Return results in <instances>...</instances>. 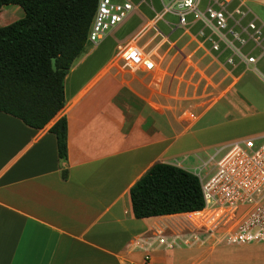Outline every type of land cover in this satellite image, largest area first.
I'll return each instance as SVG.
<instances>
[{
    "label": "crops",
    "instance_id": "obj_1",
    "mask_svg": "<svg viewBox=\"0 0 264 264\" xmlns=\"http://www.w3.org/2000/svg\"><path fill=\"white\" fill-rule=\"evenodd\" d=\"M24 17L20 7L6 6L0 28ZM174 18L172 34L184 31L187 46L194 44L202 53L200 63L209 61L206 68L193 60L183 70L179 62L168 68L154 60L155 70L140 71L143 76L128 84L113 72L102 74V68L80 81L66 96L65 109L43 130L0 112V264H206L176 261L175 251L185 248L177 222L194 213L139 220L131 202V189L155 164L180 167L177 154L198 152L182 144L200 134L203 118L216 105L235 110L233 88L200 116L193 115L200 107L189 97L196 75L205 77L200 79L205 86L219 79L212 84L219 88L237 78L240 68L233 70L224 58L217 64L190 33L197 29L176 30ZM168 42L157 43L158 59ZM84 54L67 75L65 95L71 73L89 59ZM62 119L68 125L65 162L50 132ZM233 142L217 149L215 159Z\"/></svg>",
    "mask_w": 264,
    "mask_h": 264
},
{
    "label": "rangeland",
    "instance_id": "obj_2",
    "mask_svg": "<svg viewBox=\"0 0 264 264\" xmlns=\"http://www.w3.org/2000/svg\"><path fill=\"white\" fill-rule=\"evenodd\" d=\"M131 1L138 9L121 26L112 31L101 44L87 45L84 56L88 55L89 59L77 68L76 73H71L70 80L66 82V96L71 95L72 90L80 84V81L87 79L102 68H104L102 74L113 72L126 84L133 79L137 82L136 79L142 77L143 73H132L125 69L123 62L118 58V53L127 47H140L154 64L155 61H165V66L168 68L178 66L179 62L183 70L189 60H193L200 67L206 68L209 65V61L200 63L202 53L198 52L196 45L187 46L188 39L184 31L172 34L176 20L172 15H166V8L171 6L174 0ZM230 1L227 10L235 20L239 21L241 18V15L235 14L236 10H240L246 14V18L242 21L243 24L250 19H256L264 31V0ZM209 4L211 0H203V6ZM158 32L161 35L157 36L160 37L159 39L155 37ZM196 32L193 30L190 33L197 36L198 32ZM162 40L170 43H166L158 52L161 56L158 59L155 55V48ZM177 49L183 51L185 55L177 54ZM257 68L258 73H255L247 71L245 66L241 67L234 74L237 78L226 80L219 88L212 85H217L219 79L214 78L205 86L203 81L200 83V79L206 80L205 77L201 74L196 75V85L190 88L189 95L190 104L200 105L199 109H192L195 117L200 116L202 111L208 106L211 107L219 98H224L229 89L235 88L233 93L235 103L232 104L235 110L226 107L223 102L216 105V108L203 118L198 129L200 134H197L195 139H188L185 144H182V149L195 148L198 152L177 154V165L195 173L200 181H205L212 175L215 166L212 157L215 156L217 149H223L224 144L245 140L257 134L264 136V58ZM226 140L229 141L222 144ZM196 146L199 147L196 148ZM225 153H221L220 158ZM189 220V217H184L177 222L179 236L185 240H183L185 248L175 251L176 261L183 262L191 259L197 262L206 261V264H264V244L230 246L222 243L219 235L213 236L200 230L191 232L188 228Z\"/></svg>",
    "mask_w": 264,
    "mask_h": 264
},
{
    "label": "trees",
    "instance_id": "obj_3",
    "mask_svg": "<svg viewBox=\"0 0 264 264\" xmlns=\"http://www.w3.org/2000/svg\"><path fill=\"white\" fill-rule=\"evenodd\" d=\"M99 0H0L25 17L0 28V112L34 130L45 129L66 106L65 80L85 52ZM56 59L57 72L52 69ZM59 159H68V125L52 129ZM62 177L67 178L66 171ZM136 219L193 214L205 209L200 179L157 163L131 189Z\"/></svg>",
    "mask_w": 264,
    "mask_h": 264
},
{
    "label": "built area",
    "instance_id": "obj_4",
    "mask_svg": "<svg viewBox=\"0 0 264 264\" xmlns=\"http://www.w3.org/2000/svg\"><path fill=\"white\" fill-rule=\"evenodd\" d=\"M230 0H174L166 15L178 20L176 30L197 29L203 50L217 64L224 58L233 70L243 66L255 72L264 58V31L256 19L246 24L228 12ZM138 7L131 0H99L90 29L88 43L98 46L121 26ZM124 68L132 73L156 69L151 59L138 46L127 47L118 53ZM226 153L215 160L214 171L201 188L205 209L190 217L191 232L204 231L220 236V241L233 246L264 244V136L248 137L231 143ZM149 256L146 261H149Z\"/></svg>",
    "mask_w": 264,
    "mask_h": 264
},
{
    "label": "water",
    "instance_id": "obj_5",
    "mask_svg": "<svg viewBox=\"0 0 264 264\" xmlns=\"http://www.w3.org/2000/svg\"><path fill=\"white\" fill-rule=\"evenodd\" d=\"M52 69L54 72H57V70H58L56 59L52 60Z\"/></svg>",
    "mask_w": 264,
    "mask_h": 264
},
{
    "label": "bare ground",
    "instance_id": "obj_6",
    "mask_svg": "<svg viewBox=\"0 0 264 264\" xmlns=\"http://www.w3.org/2000/svg\"><path fill=\"white\" fill-rule=\"evenodd\" d=\"M191 218H194L193 216H191Z\"/></svg>",
    "mask_w": 264,
    "mask_h": 264
}]
</instances>
